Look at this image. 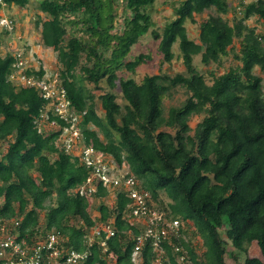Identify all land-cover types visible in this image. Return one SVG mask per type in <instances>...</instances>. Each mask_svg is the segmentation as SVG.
I'll use <instances>...</instances> for the list:
<instances>
[{"label":"trees","instance_id":"obj_1","mask_svg":"<svg viewBox=\"0 0 264 264\" xmlns=\"http://www.w3.org/2000/svg\"><path fill=\"white\" fill-rule=\"evenodd\" d=\"M0 2L22 9L29 0ZM154 2L122 0L118 15L113 0L40 1L45 19L37 17L35 25L41 45L56 53L66 99L78 114L85 112L77 122L79 142L119 166L126 163L155 208L179 221L177 232L161 239L162 264H264V34L246 24L253 19L264 26V0H239L231 22L223 18L231 10L228 0H180L174 18L151 34L159 66L172 63L177 45L182 70L124 78L122 72L134 76L152 59L128 56L152 26ZM187 21L197 27L195 40ZM229 53L238 64L218 74ZM195 57L205 69L194 65ZM17 60L11 52L0 57V228L27 247L54 228L63 237L62 252L86 254L77 264H134L143 225L125 218L130 200L118 193L107 206L102 200L109 192L96 184L98 215L91 217L88 198L77 191L90 172L56 146L69 124L34 87L9 81ZM24 74L41 79L44 71L30 67ZM178 92L182 99L165 106ZM194 117L201 119L191 127ZM98 225L116 234L106 239L102 232L89 244ZM139 257V264H153L150 240Z\"/></svg>","mask_w":264,"mask_h":264},{"label":"built area","instance_id":"obj_2","mask_svg":"<svg viewBox=\"0 0 264 264\" xmlns=\"http://www.w3.org/2000/svg\"><path fill=\"white\" fill-rule=\"evenodd\" d=\"M240 1L249 4L257 0ZM0 4L2 8L5 7L3 3L0 2ZM0 27L11 31L14 28V22L11 18L2 15L0 16ZM14 56L16 59L18 58L13 64L15 84L37 88L39 94L45 100H49L48 105L54 108L55 114L69 124L60 127L61 132L57 140L58 144L60 141L59 148L66 154L79 158L82 165L90 172L85 183L78 187V193L81 196L91 197L96 192V184H100L109 194L113 192V196H116L120 193L128 198L130 203L126 208L125 218L128 222L143 225V230L135 238L133 263L139 264L141 262L140 249L147 240H150L155 252L153 264H162L161 239L169 231L177 232L179 221H169L161 211L155 208V204L148 194L139 189L138 182L129 173L125 163L119 166L112 157L95 151L92 146L84 147L81 145L79 142L81 133L77 122L82 114H78L70 105L65 97V90L57 82L56 76L45 75L41 80L27 77L24 74L27 63L22 57V53L15 52ZM49 126L53 127L54 123L50 122ZM16 224L14 223V225ZM102 232L106 233V239L116 234L111 226L98 225L88 236V243H92ZM16 239V235L6 234L5 229L0 228V264H77L86 256V254H80L73 250L62 252L60 246L63 237L54 228L50 229L45 237L37 239L29 247L21 246ZM98 241L100 246H104V240Z\"/></svg>","mask_w":264,"mask_h":264},{"label":"rangeland","instance_id":"obj_3","mask_svg":"<svg viewBox=\"0 0 264 264\" xmlns=\"http://www.w3.org/2000/svg\"><path fill=\"white\" fill-rule=\"evenodd\" d=\"M41 0H29L27 6L25 8L19 9L16 7H6L3 9L6 16L11 18L14 22V28L12 31L5 34V30L0 27V57H3L8 52H11L12 55H14L15 52H20L23 55V58L25 59L26 63L29 64V66L32 67H42L43 69H46L47 72H55L56 70V53L50 49L45 48L43 45H41V40L39 37V30L40 26L36 27L35 22L37 20V17H42V20L45 19V16L39 11V3ZM180 0H155L152 8L150 9V18L152 26L149 29V32L146 33L143 37H141L138 42L131 48L130 54L128 58L137 56L139 54L147 55L149 54L152 59L150 61H147V63L141 65L137 68L136 74L134 76L130 75L128 72H122L120 75L124 78L127 77H133L136 81H139L144 76H151L153 74L158 73L159 71L165 72V73H175L182 70V65L177 58L178 56V50L177 45H174L172 50L175 54L176 58L172 61L170 65H161L159 66V56L156 54V47L158 45V40H156L153 35L151 34L154 32H161L164 25L171 21L173 16V8L178 5ZM239 0H228V5L230 6V9L235 7L238 4ZM114 8L117 11L118 15L122 14V0H113ZM232 9L229 11V13L223 15V18L226 19L228 22H231L232 19ZM212 14H214L212 12ZM1 16V14H0ZM207 14L203 13L202 18L206 17ZM237 17H240V15L236 14ZM198 20V18L196 17ZM118 20V19H117ZM121 23V21L115 22V26L118 27ZM247 26L255 28V32H260L264 34V26L261 25L259 22H255L253 19H249L246 21ZM120 27V26H119ZM185 27L187 30L188 37L190 39L195 40L197 38V27L195 24H192L190 21H187L185 23ZM235 46V52L239 51V44L238 41H234ZM225 61L223 64V67L219 68L217 73L222 74L224 71L228 70L229 67L235 66L238 64V61L233 59V56L231 53L227 57H224ZM194 65L199 69H205L204 66L200 63V60L198 57L194 58ZM211 68H214V66L210 65ZM256 72V69H255ZM14 76V75H12ZM264 78V75H263ZM114 93L116 95H120L119 90L115 89ZM182 99V95L180 92L177 94H174V97L170 101H165V106H169L172 104H175L177 101ZM122 102L121 99H119V103ZM96 110L97 114L102 117L103 113L99 107V102L96 101ZM51 106V105H50ZM201 117H194L190 121V126H194ZM47 129L52 128L51 126H46ZM57 129V127H56ZM116 139L118 138L117 135H115ZM60 141L58 144V141H56V146L59 147ZM126 164V163H125ZM126 166V165H125ZM112 193V194H111ZM106 198H104L102 201L107 206H112L114 203L113 192H111ZM89 200V213L91 217L96 219V216L98 215L95 212V207L97 204V200L94 199L92 196L87 197ZM162 200L165 199L164 196L161 197ZM222 237L224 238V235L222 234ZM230 251V250H229ZM254 252V251H253ZM254 254H257L256 252ZM241 256V255H240ZM240 256H237V259L240 258ZM250 256H252V253H250ZM227 264H236L235 259H228Z\"/></svg>","mask_w":264,"mask_h":264},{"label":"clouds","instance_id":"obj_4","mask_svg":"<svg viewBox=\"0 0 264 264\" xmlns=\"http://www.w3.org/2000/svg\"><path fill=\"white\" fill-rule=\"evenodd\" d=\"M4 8H6V6L4 7ZM4 8H0V11H3V9ZM2 15H5V13L4 14H2ZM1 15V16H2ZM6 16V15H5ZM8 17V16H7ZM30 67H32V66H29V64H27V68H30ZM12 68H13V66H12ZM26 68V69H27ZM35 71H37L38 69H39V67H32ZM43 69V68H42ZM43 71H44V75L43 76H45V75H47V76H51V77H53V76H56V80H57V82L59 83V85L60 86H62L61 84H60V81L58 80V78H57V74H56V72H47V70L46 69H43ZM12 75H14V69H13V72H12V74L9 76V81L11 82V83H13L14 85H17V86H21V85H18V84H15V81H14V79H13V76ZM11 76H12V78H11ZM33 78V77H32ZM34 79H36V78H34ZM41 79H43V77L41 78ZM41 79H36V80H41ZM22 87H24V86H22ZM35 88V87H34ZM35 90L39 93V90L37 89V88H35ZM85 114V112H80V114ZM39 124H42L41 123V120L39 121ZM47 123H45V125H46ZM47 126V125H46ZM55 129H56V127H55Z\"/></svg>","mask_w":264,"mask_h":264},{"label":"crops","instance_id":"obj_5","mask_svg":"<svg viewBox=\"0 0 264 264\" xmlns=\"http://www.w3.org/2000/svg\"><path fill=\"white\" fill-rule=\"evenodd\" d=\"M9 8V7H8ZM0 14L2 15V14H4V11H0Z\"/></svg>","mask_w":264,"mask_h":264}]
</instances>
